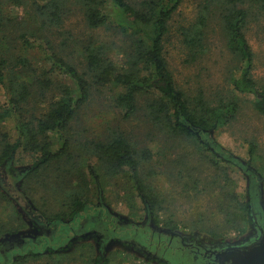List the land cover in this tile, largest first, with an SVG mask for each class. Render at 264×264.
<instances>
[{
    "label": "trees",
    "instance_id": "16d2710c",
    "mask_svg": "<svg viewBox=\"0 0 264 264\" xmlns=\"http://www.w3.org/2000/svg\"><path fill=\"white\" fill-rule=\"evenodd\" d=\"M181 1L0 0V91L5 95L4 102L0 103V124L10 121L15 129L13 141L8 140L7 133H0V168L3 170L0 171L3 185L0 202L14 205V218L22 221L25 214L30 221L34 220L32 205V210L25 205L28 200L34 203L28 190L36 191V188L30 184L36 179L41 187L46 188L43 172L63 157L64 165L56 167L59 171L56 176L67 184L70 191L61 206L50 213L41 210L40 214L65 229L80 225L83 219H90V185H98L100 177L98 170L88 164L94 159L105 176L131 185L145 207L155 212L156 224H161L165 231H177L179 227L175 219H161L156 213L164 201L162 195L141 178L140 166L151 159L150 150L139 147L137 141L132 140L134 136L120 124L116 127L110 124L128 120L139 111L152 129L164 134V139H192L195 149L191 156L201 157L215 171L224 170L225 167L220 165L222 162L229 164L232 161L224 159L217 146L213 148L212 143L201 139L204 134L211 135L219 126L236 117V93L254 97V108L264 117V84L257 83L252 76L254 53L245 31L249 8L257 7L264 14V0H199L194 16L179 27L187 51L186 62H194L206 50L207 23L214 16L218 18L238 75L229 79L232 92L227 101L220 100L217 105L209 103L201 91L190 96L180 89L169 69L164 51L165 37L168 23ZM9 8L24 11L17 15L10 13ZM75 13L90 30L108 28L120 39L108 40L84 33L72 40L73 35L68 31L67 36L56 42L57 28ZM70 41L75 50L69 48ZM74 54H78L76 62L73 61ZM114 88L118 90L108 103L111 115L105 141H79L72 132L79 111L94 97L101 96L104 100L105 90ZM22 153L28 156L24 162L17 159ZM249 155L252 160L260 159L253 143H250ZM16 162L25 165L18 167ZM9 175L18 180V189L26 203L22 204L20 199L8 196L4 191L7 187L10 189L6 185ZM211 177L214 185L208 193L209 199H213L217 211L223 215V228L234 235L228 237L224 229H210L205 233L213 241L218 240L216 247L252 239L250 234L256 232L252 212L258 207L260 191L249 189L240 197L229 175L214 173ZM221 181L224 185H219ZM217 187L219 190L215 191ZM19 227L22 224L8 229L0 224V235L9 234L2 241L15 234L35 238L31 232L20 233ZM58 241H48L54 245H43V249L30 247L13 259L0 251V264L112 262L113 251H106L100 240L101 245L96 246L80 236H70L63 248L53 252ZM176 251L180 250H170L172 253L168 258L147 257L145 262L136 264H173L172 255ZM178 257L174 259L180 260ZM181 259L185 264V256L181 255Z\"/></svg>",
    "mask_w": 264,
    "mask_h": 264
},
{
    "label": "rangeland",
    "instance_id": "374dc122",
    "mask_svg": "<svg viewBox=\"0 0 264 264\" xmlns=\"http://www.w3.org/2000/svg\"><path fill=\"white\" fill-rule=\"evenodd\" d=\"M198 2L199 0H182L180 2L178 9L168 23L164 51L176 85L190 96L197 95L201 91L209 103L217 105L220 103V100L227 101V96H230V92H232L229 79L231 76H237L238 70L236 63L232 59V55L226 48L216 16L209 20L205 28V52L196 61L186 62L187 51L181 41L179 27L181 24L188 23V20L194 16L193 14L198 9ZM9 9H11L10 13L17 15H22L24 11L22 8ZM248 11L249 15L245 31L248 43L254 53L252 76L257 83L264 84V14L257 7H250ZM57 31L58 38H56V42L67 36L66 32L68 31L73 35L72 40L81 37L84 33L86 35L94 34L108 40L120 39L118 35L113 34L112 30L108 28H102L97 31L90 30L85 25L81 16L76 13L69 15L64 20V24L60 28H57ZM68 44L71 46L69 47L70 49L75 50L72 47L71 41ZM73 61H78V54H74ZM117 90L116 88L106 89L103 93L104 100H101V96L94 97L88 104H85L79 111L77 120L72 124V132L79 141H105L109 133V125L111 124L116 127V125L120 124L122 129L124 127L127 133L134 136L132 140L137 141L139 147H147L152 156L148 162L141 164V178L162 195L164 201L161 203L160 208L157 207L156 213L159 214L161 219L172 217L177 221L179 229L173 232L174 234H178V236L158 235L152 230L149 226L150 217L153 219V222H151L152 227L163 229L161 228V224L154 222L155 212H150L145 207L138 193L129 183L125 184L105 176L102 169L100 170L98 167L99 163L94 159H90L88 164L96 168L100 175L98 185H90L92 197L88 212L91 216H89L90 221L81 229H78L79 225L77 224L74 227H68L65 234L57 242V244L59 243L57 248L54 246L55 251L53 252H56V249L63 248V245L67 243L66 241L70 236L71 238L80 236V239L91 241L97 246L100 236L98 230L101 229L100 225L107 223V218L111 221L107 233L110 237L117 238V240L113 239L111 244L106 247V251H113L111 264L145 262L147 257L141 250L132 246L131 243L125 244L121 240H118V238L128 239L134 228L132 225L124 224L123 226H116L118 223L114 222V219L110 217L109 208L112 214H115L116 220L120 219L124 221L127 219L130 223L143 225L140 226V229L146 235L147 242L152 243L153 246L163 244L164 247L157 252L160 257L168 258L172 253H169L170 250L174 251L176 249L180 251H176L172 255L173 264H182L181 255L183 258L185 256L186 261H183L185 264H197L194 259L193 261H189L186 258L188 249L181 248L176 242V238L183 237L185 242L193 245V249H197L196 247L202 245L204 247L217 246L218 240L213 241L210 239V235L205 233L210 229H224L223 215L217 211L213 199L210 200L208 195L212 185H214L212 184L211 177L214 173L221 176L224 174L229 175L240 197L249 189H258L260 191L258 207H255L256 210L253 208L252 214L254 213L253 217L254 219L256 218L258 223L261 222V213H264V117L255 110L254 97L236 93L238 103L236 117L227 124L219 126L214 132H211V135L204 134V138L201 139L212 143L213 148L217 146L220 154L224 155V159L235 161V164L232 161L229 164L222 162L220 165L225 167L224 170L215 171V168L210 167L201 157L196 155L191 156L192 151L195 149L192 139H164V134L161 135L157 129H152L141 111L121 123L118 122L116 124V122H113L109 124L107 121L111 115L109 111L111 108H108L110 107L108 103L111 100L112 94L117 92ZM4 100L5 95L3 91H0V103L4 102ZM2 132L7 133L8 140H14L15 129L12 122L1 123L0 133ZM250 143L256 145V152L260 155V159L252 160L250 158ZM26 158L28 159V156L24 153L17 157L20 162H24ZM16 164L18 167L23 164L25 165V163L19 164V162H16ZM63 165L62 157L54 164L47 166L43 172L44 178H42V175L40 176L42 179H45L46 188L41 187L36 182V179L30 184L36 188V191L28 190L33 198L34 205L29 200L25 205L29 206V210H32L30 207L32 205L35 212L31 214L32 219L39 223L49 222V220L40 214L41 210L45 209L47 213H50V210L61 206L65 195L70 191L67 184L58 180L56 176L59 173L56 167H62ZM0 171L3 170L0 168ZM17 183L18 180H13V177L9 175L6 178V185L10 189L7 187V190L4 189V191L8 196L20 199L22 204L26 203V199H23V193L18 189ZM220 184L224 185V181H221ZM1 187L3 185L2 177L0 176ZM218 190L219 188L217 187L215 191ZM4 207L5 210L2 209ZM13 207L12 203L3 205L0 202V224H4L7 229L14 226L18 227L22 224V227H19L20 233L32 232L30 218L25 214L22 221L14 218ZM36 214L40 216L41 220L38 219ZM193 220L196 224L193 223ZM53 222V220H50L49 224ZM62 230L63 228H58L57 235L62 233ZM90 231H92L90 234L80 235ZM224 233L228 237L234 235L233 233L231 234L229 229H224ZM7 235L9 234L6 232L5 234H1L0 241ZM105 241L106 239H103L102 243H105ZM43 245H54L48 242L45 234L41 235L38 239L25 241L22 247H10L8 249V245H5L3 248L7 249L3 250V254L11 256L13 259L30 247L32 249H43ZM174 257H178L180 260L178 258V260H175ZM149 264L154 263L149 262Z\"/></svg>",
    "mask_w": 264,
    "mask_h": 264
},
{
    "label": "flooded vegetation",
    "instance_id": "af4514ba",
    "mask_svg": "<svg viewBox=\"0 0 264 264\" xmlns=\"http://www.w3.org/2000/svg\"><path fill=\"white\" fill-rule=\"evenodd\" d=\"M109 210V215L112 219H114V222L118 223L116 226L118 225H132L134 230L132 231V233L130 234V237L128 239H124V238H118V240H121L122 242H124L125 244H129L131 243L132 246L136 247L137 249L141 250L145 255L146 257H152V258H160V259H163L162 257H160L158 255V251H160L161 248L164 247V245H159V244H156V245H152V243H149L147 242L146 240V235L144 234V232L140 229V226H143V225H140L139 223H130L127 219H125L124 221L123 220H116V217L115 214H112V211L108 208ZM254 214V213H253ZM148 215V214H147ZM150 216V215H148ZM92 219V218H91ZM261 222L258 223L256 218L254 219V222L253 224L256 225V232L255 234H250V236L253 238H257V237H260L262 234H264V213L262 212L261 213ZM32 223L31 224V227H32V232L30 234L32 235H36L37 237L45 234L46 235V239L49 241V242H56L58 241V239L60 240V238L63 236L64 232H66V229L64 227H59V225L57 223H52V224H48V223H39V222H36L35 220H31ZM90 220L89 219H83L79 224L78 226V229H81L82 227L85 226L86 223H88ZM106 222L108 223H105V224H102L100 225L101 226V229L98 230V232L100 233L99 235V240L102 241L103 239H106L105 243H104V249L105 247H107L108 245L111 244L112 240H117V238H112L110 237V235L107 233V230L108 228L110 227L111 225V221H109L107 218H106ZM151 222H153V219L152 217H150V228H152V230H154L158 235L160 234H165L167 236H175L177 237L178 234H174V232H169V231H165L163 229H160V227H152L151 226ZM134 224V225H133ZM58 228H63L62 230V233H60L59 235H57V230ZM61 230V229H60ZM92 231L90 232H84L83 234H80L81 236L84 235V234H90ZM22 233V232H21ZM27 233V232H25ZM29 234V233H27ZM79 235V234H77ZM35 236V238H29V237H25L23 235L17 237V238H11L9 240L6 239V241H1L0 242V251L2 253H4V249H7V248H3L5 245H8V249L11 247H14V248H18V247H22L25 243V241H28L29 239H36L37 237ZM175 237H172V238H175ZM98 240V241H99ZM176 240L180 243V247L181 248H185V249H188L187 250V253H186V256H187V259L190 261H192L193 259L196 261L197 264H217L216 260H215V257H214V254L211 253L212 251H214L215 249H219V247H216V246H211V247H204L203 245L202 246H198L196 247L197 249H193V245L189 242H185L183 237L182 238H176ZM98 246H100L101 244L98 242L97 243ZM195 252V254H194ZM201 258L200 260L198 258ZM186 261V260H185Z\"/></svg>",
    "mask_w": 264,
    "mask_h": 264
},
{
    "label": "water",
    "instance_id": "95a60500",
    "mask_svg": "<svg viewBox=\"0 0 264 264\" xmlns=\"http://www.w3.org/2000/svg\"><path fill=\"white\" fill-rule=\"evenodd\" d=\"M18 236L11 235L10 238ZM211 253L217 264H264V234L243 243L219 247Z\"/></svg>",
    "mask_w": 264,
    "mask_h": 264
}]
</instances>
